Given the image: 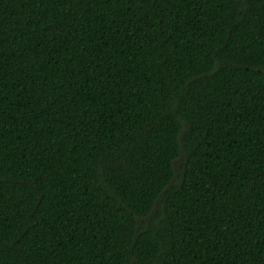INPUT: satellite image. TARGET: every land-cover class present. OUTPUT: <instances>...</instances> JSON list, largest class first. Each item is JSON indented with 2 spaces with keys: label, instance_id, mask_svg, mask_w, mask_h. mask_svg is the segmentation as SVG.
<instances>
[{
  "label": "trees",
  "instance_id": "trees-1",
  "mask_svg": "<svg viewBox=\"0 0 264 264\" xmlns=\"http://www.w3.org/2000/svg\"><path fill=\"white\" fill-rule=\"evenodd\" d=\"M0 264H264V0H0Z\"/></svg>",
  "mask_w": 264,
  "mask_h": 264
}]
</instances>
